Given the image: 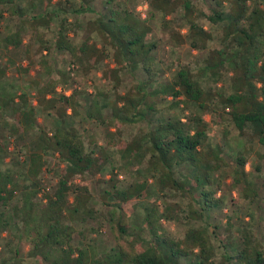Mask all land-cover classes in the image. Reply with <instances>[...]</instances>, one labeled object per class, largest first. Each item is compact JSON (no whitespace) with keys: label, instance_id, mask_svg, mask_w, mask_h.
<instances>
[{"label":"trees","instance_id":"16d2710c","mask_svg":"<svg viewBox=\"0 0 264 264\" xmlns=\"http://www.w3.org/2000/svg\"><path fill=\"white\" fill-rule=\"evenodd\" d=\"M23 1L0 0L2 11L18 20L16 29H5L0 46L24 47L25 71L40 65L42 77L33 82L37 107L50 115L54 109L57 116L53 127L39 125L36 105L3 82L7 67L0 60V121L6 129H0V247L7 249L0 264H264V234L250 222L236 223L240 242L219 231L235 226L231 215L226 224L216 216L225 209L226 198L219 192L225 167L234 168L232 187L243 184L250 202L260 192L247 176L246 149L232 154L223 144L210 142L205 117L212 113L225 135L232 125L239 135H249L264 147V0H215L217 7L207 17L222 25L221 46L210 48L196 68L177 62L169 76L160 65L149 21L159 11L170 15L181 9L191 47L207 49L214 34L199 22L192 0H148L147 18L117 0H102L100 8L98 0ZM226 2L229 9L222 8ZM69 12L95 14L79 44L71 35L78 23L69 19ZM47 31H53L51 38ZM57 53L68 55L64 62L70 69L56 66ZM107 58L115 64L106 63ZM102 63L103 76L117 89L112 103L106 92L91 96L73 85V70L89 76ZM124 74L136 82L119 92ZM226 76L228 82L218 86ZM59 86L73 89L67 94ZM167 101L166 106L183 116L176 110L165 114L160 105ZM68 109L72 115L82 113V122L107 125L105 144L94 134L87 144L75 122L66 119ZM142 121L146 128L124 138L121 125ZM16 137L26 139L27 156L19 170L4 167L11 152L8 138ZM52 163L56 182L48 187L44 174ZM108 169L110 189L102 198L110 206L105 217L114 245L101 250L97 238L87 233H100L102 227L91 205V179ZM124 171L134 178L122 183L119 175ZM169 193L182 199L172 200ZM260 202L257 208L263 209L264 198ZM140 206V222L133 221ZM236 218L243 220L240 214ZM91 220L98 228L88 229ZM163 220L184 222L183 236H172Z\"/></svg>","mask_w":264,"mask_h":264},{"label":"rangeland","instance_id":"374dc122","mask_svg":"<svg viewBox=\"0 0 264 264\" xmlns=\"http://www.w3.org/2000/svg\"><path fill=\"white\" fill-rule=\"evenodd\" d=\"M39 1V0H37ZM120 4H127L131 9H135L136 14H138L141 18H147L149 15V11L151 10V6L148 0H117ZM197 7L199 22L208 30H211L214 34V38L210 41L207 49L198 50L191 47L190 42L188 40V25L186 23L185 18L183 17V11L178 9L175 13L170 15H165L163 12H157L155 16H152L149 23L153 29L152 36L158 40V58L161 61L160 65L163 67V71H165L166 76L171 74L169 70L172 68V71H175L181 65L189 64L191 67L196 68L199 64L204 62V59L209 54V49L212 47L221 46V35H222V25L220 23L212 22L207 15L212 14L213 9L216 6L215 0H192ZM28 0L23 1V5H26ZM144 5H147L146 9ZM97 7H102V0L97 1ZM217 7V6H216ZM230 4L226 2L223 4L224 9H229ZM3 8L0 6V12ZM4 18L1 19L3 28H13L16 29L15 24L17 23V18L11 16L7 11H4ZM201 12V13H200ZM69 19L73 22L77 21V25L73 26V31L71 35H73L74 41L76 43H81L86 37V24L89 19L95 17L93 13H83L81 15H77L76 13L69 12ZM53 27H56V23ZM2 30V28H0ZM47 30V29H45ZM53 31H47V36L51 38L53 35ZM31 34L27 35L25 41H29ZM34 37V36H33ZM93 39L98 40V36L94 34ZM38 44V43H36ZM1 48V46H0ZM36 49V45L34 50ZM6 54H4V63L7 64L8 72L6 77L3 79V82L7 85V87L16 89L18 92H24L29 101L36 105L37 100L35 98V87L33 82L35 80H39L41 75V67L38 63L32 65L30 70L25 71V67H27L28 59L27 54L24 53L25 50H17L8 52L4 49ZM52 55V54H51ZM49 56L52 59V56ZM10 58V59H7ZM69 58L68 55L57 53L56 56V66L59 68L70 69V66L65 64V60ZM36 60H39V56L35 57ZM53 60H51L52 62ZM110 61V62H109ZM106 63H110L113 66L115 63L112 60L107 58L105 60ZM178 62V63H177ZM105 68V63H102L98 66V68L94 69L89 76L80 75L77 70L72 71V75L76 82L73 83L74 87L78 88V90L86 89L91 96L98 94V92H106L108 94V102L112 103L115 97L114 83L108 78L103 76V70ZM72 70V69H71ZM57 75V74H56ZM123 84L118 88L119 92H125L129 87L136 82L134 78L129 75H123ZM218 86H221L222 83H227V76L223 78ZM59 91L67 90L69 93L72 92L73 87H63L59 86L57 88ZM50 96V95H49ZM82 100V99H81ZM83 101V100H82ZM168 101L161 103L160 107L165 108V114H168L169 111H175L180 113V116H183L182 111H177V109H172L169 106ZM166 106V107H165ZM53 113L50 115L47 111L37 107V119L38 124L44 126L46 128H51L54 126V118L57 116L54 112L55 110H51ZM187 110L185 113H188ZM67 113L69 116L66 117L67 120H73L76 126L84 133L85 140L87 144H90V134L97 135L98 141L100 144L104 145L107 137V125L102 124H90L87 121L82 122V113L80 115H72V110L68 109ZM206 120L209 121V141L212 143H221L225 146L228 152L232 154L236 153L240 148L246 149L248 163L246 165V170L248 172L247 176L250 180V183L253 184V187L256 190H259L260 195L254 197V201L250 202V198L244 195L243 184L237 185L235 188L232 187L233 179H234V168L233 167H225L223 173V182L222 187L219 192H222L225 196L226 202L224 203L223 210H219L217 219H221L222 223L226 224V220H228V216L231 215L233 218L232 221L235 223V226H232L230 231H225L224 227H221L219 231L222 232L223 235H227L228 233L231 235L230 239L233 241L240 242L241 233L238 231L237 224L238 222L246 223L250 222L251 227L262 237L264 234V208L258 209L257 205L260 202V198H264L263 194V181H264V147L259 144L257 139H254L252 142L249 138V135H239L238 130L229 125L230 133L229 135H225L224 126L222 124H218L216 122L215 117L212 113H206ZM9 120L14 119L11 116H8ZM0 120H3L0 117ZM12 121V120H11ZM146 128L145 121L141 123H136L132 125H121V130L123 131L124 138L132 137L133 135L140 133V131ZM0 129L1 132H6V129L2 128V123L0 121ZM30 133L28 136H31ZM26 139L19 138H8V143L10 145V154L5 156L4 164L5 166L12 167L13 170L18 169L19 166L24 164L25 157L27 153L25 148H23V144ZM250 145H253L251 147ZM23 148V151L19 149ZM53 161V160H52ZM50 166V170L46 171L44 174L45 184L50 187L53 186L56 182V173H55V164L52 163ZM111 171L106 170V172L98 174L92 177L93 184V197L91 205L97 209V214L100 216L102 221L101 232L97 229V232L93 233L91 230H88L89 237L97 238L98 247L102 249L110 248L114 245V238L111 233V223L106 219V215H108V210L110 208L107 205L102 195L106 189H110V184L108 182L110 178ZM134 174H129L128 172H122L119 175L120 180L123 182H128L134 178ZM150 186L153 187L152 180L150 179ZM121 183V182H120ZM172 200H181L182 198L173 193H169ZM73 197L71 198V200ZM111 199V198H110ZM109 199V200H110ZM235 200V201H234ZM263 200V199H262ZM233 201L235 204H233ZM110 202V201H108ZM113 202V201H112ZM261 203V202H260ZM263 204V201H262ZM250 213L253 217L250 218L248 215ZM142 207H138L133 215V221L140 222V218L142 217ZM240 214V217L243 220H237V215ZM99 218V219H100ZM164 226L167 228L168 232L174 237H182L184 230L186 228L184 222H167L165 220L162 221ZM82 226V225H81ZM81 226H78L81 228ZM98 228L99 223L95 220L89 221L87 224L88 229L91 227ZM228 232V233H227ZM89 239V238H88ZM215 239V238H214ZM216 240V245L220 246V252L222 251L221 243ZM5 240H2L4 242ZM76 241L82 245H84L83 240H81V236L76 234ZM0 247V259L4 258L6 255V248ZM220 252L218 254L220 255ZM27 264V262H25Z\"/></svg>","mask_w":264,"mask_h":264},{"label":"crops","instance_id":"0c3cea01","mask_svg":"<svg viewBox=\"0 0 264 264\" xmlns=\"http://www.w3.org/2000/svg\"><path fill=\"white\" fill-rule=\"evenodd\" d=\"M40 2H42L41 0L39 1V3ZM1 12H2V16H0V28H2V30L0 29V38H2L3 37V35L5 34V29L3 28V25L1 24L2 23V21H1V19L2 18H4V14H5V12L4 11H2L1 10ZM4 49H6V51H8V52H12V51H17V50H22V49H24L25 50V48L24 47H22V48H18V49H15V48H13L12 46H1V48H0V60H1V62L6 66L7 64H5L3 61V59H4V54H6V52L4 51ZM24 53H26V52H24ZM7 59H10V58H7ZM7 67V66H6ZM7 72H8V67H7ZM66 93L68 94L69 92L68 91H66Z\"/></svg>","mask_w":264,"mask_h":264},{"label":"built area","instance_id":"2783aa9c","mask_svg":"<svg viewBox=\"0 0 264 264\" xmlns=\"http://www.w3.org/2000/svg\"><path fill=\"white\" fill-rule=\"evenodd\" d=\"M144 7H145V9H146L147 5H144Z\"/></svg>","mask_w":264,"mask_h":264}]
</instances>
